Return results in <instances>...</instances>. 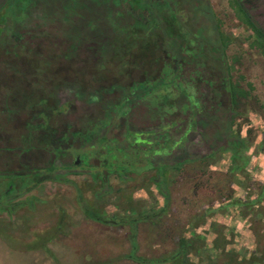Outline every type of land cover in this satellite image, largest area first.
I'll use <instances>...</instances> for the list:
<instances>
[{"label": "trees", "instance_id": "1", "mask_svg": "<svg viewBox=\"0 0 264 264\" xmlns=\"http://www.w3.org/2000/svg\"><path fill=\"white\" fill-rule=\"evenodd\" d=\"M187 1L188 11L193 10L190 19L186 12L183 14L179 0H64L57 8L64 13L58 17L59 26L55 27L58 32L55 31L53 39L61 37L59 32L65 26L71 29V40H62L66 46L60 52L55 42L49 45L51 39L43 40L35 35L37 24L24 30L15 28L23 19L17 20L21 11L31 17L33 11L28 10L27 1L0 0V10L5 8L8 15H15L12 27L1 30L5 35L3 39L0 37V178L6 179L0 192V213L6 211L11 218L21 203L6 200H12L22 190H29L44 180L67 182V172L55 170L68 167L88 170L91 179L99 180L103 186L111 174L121 181L132 179L130 173L156 169L157 187L167 200L166 168H180L188 161L211 156L216 149L229 151L231 159H236L239 150L247 147L246 139L235 135L231 116L223 125L216 124L219 121L216 111L224 104V96L230 95L231 102L232 98L236 100L244 94L233 84L229 85L223 50L228 38L220 30L207 0ZM250 1L234 2L242 22L251 27L257 44L264 50V30L251 13L254 4L249 3L248 9L243 7ZM69 3L72 4L70 16L65 10ZM75 7L78 10L73 12ZM197 13L203 14L204 25L202 21L197 22ZM85 41H91L92 46H84L82 50ZM44 50H51L52 54L43 55ZM117 59L122 67L130 68L132 75L128 77L129 83L119 87L121 98L112 102L104 94L113 93L115 84L108 88L94 87L78 75L85 69H102ZM49 67L53 68L54 78L47 82ZM68 68L71 73L66 74ZM58 71H64V78L55 77ZM71 83L79 85L80 97L86 96V103L98 105L96 110L103 112L102 117L85 115L88 121L83 123L73 121L71 111L64 112L65 104L60 103L57 94L60 87ZM46 91L49 96L45 95ZM53 95L57 99L53 100ZM177 97L184 99L180 104H185L184 108L173 105ZM140 104L156 116L153 118L156 123L138 124L131 120L133 110ZM182 109L184 125L179 129L176 120ZM144 125L147 127L143 128ZM197 127L206 140L222 138L225 143L211 145L209 153L199 157H191L187 151L186 157L183 151L175 153L186 147L184 140ZM6 139L11 143L7 144ZM88 148L91 151L86 152ZM38 149L47 152L46 165L31 166L22 162V154ZM232 167L239 168L235 164ZM102 195V191L95 193L96 198ZM84 212L102 224L111 222L102 214L85 209ZM120 221L125 222L120 218L113 222ZM133 227L134 223L132 236L135 235ZM7 234L3 237L10 238Z\"/></svg>", "mask_w": 264, "mask_h": 264}, {"label": "rangeland", "instance_id": "2", "mask_svg": "<svg viewBox=\"0 0 264 264\" xmlns=\"http://www.w3.org/2000/svg\"><path fill=\"white\" fill-rule=\"evenodd\" d=\"M22 1H27L28 10L33 12L30 17L21 11L17 20L23 19L15 28L24 30L37 24L35 35L43 40L51 39L49 45L55 42L57 49L64 51L66 43L62 40H71V29L63 26L61 37L53 39L55 31L58 32V28L55 30L59 26L58 17L64 13L57 8L64 0ZM179 1L183 14L186 12L190 19L193 10L188 11V1ZM234 1L207 0L220 30L228 38L223 50L229 85L244 93L236 100L232 98V103L230 95L224 96V104L216 111L219 120L216 124L223 125L231 116L235 135L245 138L247 147L239 150L236 159H231L229 151L216 149L211 156L188 161L180 168H166L167 200L157 187L156 169L130 173L132 179L121 181L111 174L103 186L99 180L91 179L88 170L71 168L65 176L67 182L44 180L15 196L13 193L12 200L6 201L21 204L11 218L6 211L0 213V264H264V50L257 44L251 27L242 22ZM249 3L254 4L253 20L264 30V0H252L246 5L250 6ZM71 5L66 6L69 7L65 8L66 15H71ZM51 8L53 11L47 10ZM76 10L75 7L73 12ZM7 13L5 8L0 10V32L11 28V20H15L12 19L15 15ZM203 18V14L197 13V22L204 25ZM4 31L0 33L2 39ZM81 46L82 50L86 46L91 48L92 42L85 41ZM44 51L43 55L52 54L51 50ZM70 70L65 73H71ZM129 70L117 59L96 71L85 69L78 77L94 87L108 88L115 84L118 88L113 93L104 94L107 101L113 102L121 98L119 87L130 82L132 71ZM58 72L55 77L64 78V71ZM53 75L52 68L46 72V81L54 78ZM75 85L60 87V101L67 98L72 101L71 109L63 106L64 112L71 111L73 121L83 123L89 116L102 117L103 112L96 110L98 105L86 103V96L80 97V87ZM181 100L184 99L174 100L177 109L185 107L180 105ZM183 111L176 120L179 129L184 125ZM151 115L140 104L130 117L138 124L156 123L153 119L156 116ZM199 130L197 127L190 132L184 140L186 147L175 153L183 151V157H199L208 154L211 145L225 143L222 138L206 140ZM88 149L86 152L91 151ZM27 155L22 154V162L31 166H44L49 159L41 149L31 150ZM234 164L239 168H233ZM5 182V178H0L3 183L0 192ZM98 191L103 195L96 198ZM84 209L102 214L111 222L102 224L90 215L88 218ZM119 218L125 222H113ZM4 234L10 238L3 237Z\"/></svg>", "mask_w": 264, "mask_h": 264}, {"label": "flooded vegetation", "instance_id": "3", "mask_svg": "<svg viewBox=\"0 0 264 264\" xmlns=\"http://www.w3.org/2000/svg\"><path fill=\"white\" fill-rule=\"evenodd\" d=\"M243 7H245V8H247L248 9V5L247 6H243ZM48 95L49 96V92H45V95ZM57 98H59V93L57 94ZM56 97H55V95H53V100H55V99H57ZM60 103L61 104H65L64 106L65 107H67L68 109H71V98H67V99H64V100H62V101H60ZM39 122H43V119H40L39 118ZM62 168H58L57 170H55V171H57V172H61L62 170H64V171H62V173H64V172H71V167H68V168H66V169H62Z\"/></svg>", "mask_w": 264, "mask_h": 264}]
</instances>
